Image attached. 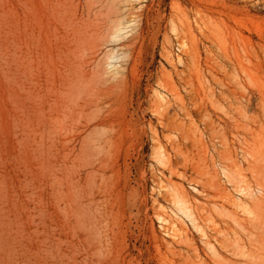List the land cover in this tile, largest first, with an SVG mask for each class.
Segmentation results:
<instances>
[{
	"label": "rangeland",
	"instance_id": "obj_1",
	"mask_svg": "<svg viewBox=\"0 0 264 264\" xmlns=\"http://www.w3.org/2000/svg\"><path fill=\"white\" fill-rule=\"evenodd\" d=\"M117 1L127 36L98 46L120 58L102 98L108 125L79 162L84 177L93 170L103 180L95 264H264V0ZM15 3L0 2L8 20ZM11 73L10 54L0 56V134L14 154ZM61 146L37 167L36 202L60 252L72 239ZM179 191L192 221L176 205ZM171 224L184 234L174 238ZM77 237L82 256L88 241Z\"/></svg>",
	"mask_w": 264,
	"mask_h": 264
},
{
	"label": "bare ground",
	"instance_id": "obj_2",
	"mask_svg": "<svg viewBox=\"0 0 264 264\" xmlns=\"http://www.w3.org/2000/svg\"><path fill=\"white\" fill-rule=\"evenodd\" d=\"M84 1L15 0L11 20L0 5V56L12 58L10 100L17 149L10 154L0 134V264H95L99 254L94 238L99 231L96 203L103 180L97 183L93 170L84 177L79 162L93 136L100 143L105 135L101 128L108 123L101 113L102 98L109 90L106 82L119 73L116 51L102 55L99 43L122 40L129 24L120 13V1L112 0L106 12L95 10V0ZM57 144L62 145L59 152L64 158L60 193L64 231L72 237L69 250L62 252L48 242L50 230L40 222L36 204L37 167L46 165ZM233 202L241 204L234 197ZM188 203L185 192L179 191L176 205L192 221ZM171 225L174 238L184 234V226ZM79 231L88 241L82 256Z\"/></svg>",
	"mask_w": 264,
	"mask_h": 264
}]
</instances>
